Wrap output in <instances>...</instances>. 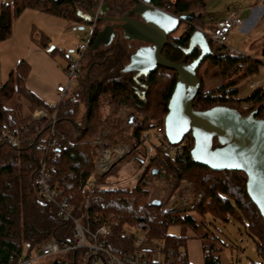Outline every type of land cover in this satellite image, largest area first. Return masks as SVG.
Instances as JSON below:
<instances>
[{
  "label": "trees",
  "instance_id": "obj_1",
  "mask_svg": "<svg viewBox=\"0 0 264 264\" xmlns=\"http://www.w3.org/2000/svg\"><path fill=\"white\" fill-rule=\"evenodd\" d=\"M95 6L97 0H9L0 4V40L11 34L12 22L25 8L51 13L69 20L92 24L93 17L86 21L77 12V6ZM157 7L170 4L169 12L175 15L193 17L184 25L179 34L169 33L168 42L162 47V55L170 61H191L198 55L197 49L185 55L182 47L188 43L196 19L201 18L208 0H150ZM136 0H105L110 12L124 13ZM104 21L95 20L94 36ZM191 25V29L186 27ZM93 36V37H94ZM40 44L47 46L46 37ZM93 40V39H92ZM91 40V42H92ZM91 42L81 58L80 72L74 86L68 88L55 107L37 97L25 85L30 70L27 61L19 60L8 77L0 85V134L2 130L13 134L17 141L9 143L0 137V264H12L20 257H30L38 242L56 239L67 241L72 235L73 223L58 215L57 209L34 186L38 168L45 163L51 183L62 194L69 195L73 214L85 215L89 225L95 229L101 225L109 228V234L98 237V244L116 255H123L142 249L149 242L162 245V259H154L150 250H145L148 260L143 264H191L187 259L185 234L174 235L168 226L178 224L196 229V214L201 222L211 215L222 224L231 219L243 225L253 239L256 251L264 259V217L247 194L246 173L240 170L212 169L195 162L190 150L193 140L190 133L184 137L181 152L172 155L160 151L157 144L148 163L130 186H107L103 184L115 174L114 166L96 179L97 186L89 188L84 184V175L94 169L95 145L92 140L103 138L121 139V131L115 129L106 135L105 108L108 99L115 115L118 105H124L139 119L134 122L129 140L134 150L145 155L139 144V136L157 125L164 127L168 102L176 83V71L159 67L141 78L146 83L143 94L136 92L134 71L122 70L124 47L116 42L110 50H91ZM208 53L196 68L200 88L192 101L194 109L203 110L215 105L235 108L246 116L264 119V90L251 91L246 96L239 94L238 85L247 76L258 71L260 60L242 52H232L225 45L208 40ZM206 63L205 72L216 68L220 80L210 89L203 87L199 66ZM83 72V73H82ZM243 102L251 103L243 110ZM47 109L49 117L41 120L31 118L39 108ZM56 120L51 130V115ZM117 133V136L114 135ZM216 144V139H214ZM160 174L165 176L175 189L185 179L202 193L187 209L166 210L164 205L153 204L148 198L149 187ZM139 222L147 229L140 244L137 234L129 227L136 228ZM142 231V230H141ZM143 233V231H142ZM213 243L203 244L202 264H223ZM86 251H63L46 256L44 263L37 264H84ZM254 264V263H251ZM256 264H263L262 262Z\"/></svg>",
  "mask_w": 264,
  "mask_h": 264
},
{
  "label": "water",
  "instance_id": "obj_2",
  "mask_svg": "<svg viewBox=\"0 0 264 264\" xmlns=\"http://www.w3.org/2000/svg\"><path fill=\"white\" fill-rule=\"evenodd\" d=\"M85 7L93 17L96 5L91 7L86 4ZM78 15L86 21L90 20L88 15ZM192 17L193 14L174 16L146 3L130 7L118 15L102 4L96 19L104 21V25L93 37L90 48L107 47L120 37L143 42L129 55V64L122 68L123 71H134L135 90L141 95L146 87L141 80L143 76L159 67L176 71V83L164 118V133L168 142L178 143L190 133L193 140L190 153L195 162L212 169L245 172L247 194L264 217V119L255 117L254 111L243 116L237 109L222 105L203 110L192 107L200 88L196 68L210 53L208 41L199 28L193 27L187 45L181 48L185 55L196 47L199 49L198 55L191 61L173 62L161 53L169 33ZM79 28L83 29V26ZM186 28L191 29L192 26ZM151 202L160 204L159 199H152Z\"/></svg>",
  "mask_w": 264,
  "mask_h": 264
},
{
  "label": "rangeland",
  "instance_id": "obj_3",
  "mask_svg": "<svg viewBox=\"0 0 264 264\" xmlns=\"http://www.w3.org/2000/svg\"><path fill=\"white\" fill-rule=\"evenodd\" d=\"M7 1L9 0H0V4ZM211 1L225 2L226 0ZM14 24L17 35L21 34L20 31H22V29H27L29 32L33 33V37H38V42L40 43L44 40H41L40 38L42 36L46 37L48 49L52 48V55L61 63L66 62L67 59L74 60L79 57L77 53V46L81 42H86V37H88L91 32L90 23H82L81 26H83V29H77V24L68 23L67 20L63 17L32 8H25L24 10H22L21 13L13 20L12 27ZM183 27L184 24L181 23L179 28L175 31V34H179ZM243 41H246V39L241 37L239 34H236L234 30H231L227 37L226 44L229 46H234L233 49L241 52V48H243ZM118 42H123V38L120 37ZM126 43L127 42L124 41L123 45H125ZM114 44L115 42H112V44H110L109 46L105 48L101 47L97 50H110V48H112ZM122 60H126L125 53ZM123 61L121 62V64H123ZM262 62L264 61L262 60ZM206 63L207 62L201 63V65L199 66V71L200 77L203 81V87H205L206 89H210L215 87L220 79L218 77L219 75L216 68H211L208 72L204 71L206 68ZM64 83H66V77L63 84ZM74 84V81L69 82L68 88L73 87ZM238 88L239 94L243 96L250 93V89L248 88L245 80L239 83ZM105 111L106 123H111V127L104 128V133L108 135L115 129L120 130L121 139L117 142H113V139L109 140L106 137L103 138L101 135H99L101 138L99 139L100 143H104L103 146L105 148L112 146L122 147L124 145L126 147V150L116 159V162L113 164L115 165V174L111 177H108L103 184H106L108 186H130L135 183L137 178L144 171L149 160H145V155L142 156L141 151L138 152L134 150V141L129 140L130 133L132 132V126L134 122L139 119V115L138 113H134L132 110H130V108L124 105H118L115 115H112L111 112L113 111V109L109 99ZM33 112L30 115L31 118H33ZM56 116L57 115L55 114V120ZM36 119L41 120L42 118ZM99 136H96L91 141L92 144H94L96 147L95 158L98 151L102 149L101 145L96 142ZM114 136L116 137L117 133ZM155 144L156 141L147 144V146L151 148L150 152L154 151ZM173 191L174 189L172 188L171 182L167 178H165V176L160 174L157 178L154 179L152 185H150L148 198L151 200L159 199L161 203L165 205L167 198L170 196V194H172ZM193 215L196 218L197 224L195 230L191 228H185L178 224L170 225L167 228V231L174 235L186 234L189 229L192 230L196 235L195 238L189 239L190 242H188L187 248L185 249L189 262L196 261L198 260V258L200 259V253L202 252L203 244L205 246H208L210 243H213L214 248H216L215 250H217L216 253L220 257V260L223 262V264H256L259 262H262L264 264V259L257 253L254 241L247 234L243 225L232 219L228 223L222 224L218 220L213 219L209 214L204 217L203 223L196 214ZM129 228L136 232L138 237L142 236L143 233L141 230L134 227ZM34 254L35 250L33 251L32 256ZM154 257L162 259V254L155 252ZM45 259L46 257H37L35 259V263H44ZM83 263L85 264V262Z\"/></svg>",
  "mask_w": 264,
  "mask_h": 264
},
{
  "label": "built area",
  "instance_id": "obj_4",
  "mask_svg": "<svg viewBox=\"0 0 264 264\" xmlns=\"http://www.w3.org/2000/svg\"><path fill=\"white\" fill-rule=\"evenodd\" d=\"M105 0H97V5L95 8V15L93 16V23L91 24V32L87 38L86 42H81L77 46V53L79 57L77 59H70L67 63L64 74L66 77V83H61L56 86V92L58 94L57 98L49 102L48 105L51 107H55L64 96V93L68 89L69 82H73L76 80L81 66V58L88 48L91 40L94 36V26L97 15L99 14V8L103 4ZM174 0H170L173 2ZM264 2V0H259ZM136 2L146 3L152 7L158 8L165 12H169L170 4H166L164 7H157L152 2H147L145 0H136ZM172 14V13H170ZM174 16H178L172 14ZM242 23V18L236 13V11L227 12L221 19H218L213 26L208 31H203V29L199 28L204 32V34L210 39L212 42L218 45H225L230 51L237 53L238 51L227 46L226 40L229 35L230 30ZM196 27V26H195ZM198 28V27H196ZM248 88L253 91L255 89L261 88L264 90V62H260L259 70L253 75L247 76L245 78ZM251 106L249 102H243L241 104V108L243 110H248ZM55 112L50 116L51 117V130L53 129V125L55 123ZM33 118H44L49 117L47 113V109L44 107H39L34 110L32 114ZM0 137L4 140H7L9 143H14L17 141L15 136L8 131L2 130ZM98 140L96 141L101 145L102 149L98 151L96 154V158L94 161V169L92 171H88L84 175V184L86 187L92 188L97 186L96 177L107 171L115 162L116 159L126 150V147L121 146H112L105 148L104 143H100ZM156 141V144L159 146V149L163 153L168 154H178L182 151L183 145L185 143L184 140H181L178 143L172 144L168 142L165 133L164 127L161 125H157L152 129L143 131L139 136V144L144 148L145 160L149 159L152 152H150V147L147 146L148 143ZM34 186L38 193L43 196L47 201H49L52 205H54L57 209V213L64 220H70L73 223L72 235L70 238L63 242L59 243L56 239H46L38 242L37 247L35 249V254L30 257H20L12 264H37L35 263V259L37 257H46L50 255H55L63 251H76V250H84L86 251V264H143L148 261L144 257L145 250H150L153 253H161L162 245L158 241L149 242L145 244L142 249H139L134 252H129L123 255H116L113 252L103 248L98 244V237L105 236L109 234V228L101 225L95 229H92L89 225L87 218H85L84 214L81 216H75L73 214V205L70 201V196L62 194L61 190L51 183V178L46 172L45 163H41L36 177L34 178ZM108 186V185H107ZM202 193H196L194 187L190 184L189 181L183 179L180 181V184L177 188L174 189L172 194L167 198L164 208L166 210L171 209H187L192 206L194 201H199L202 198ZM137 229L142 230L143 234L145 232V228L147 226L143 222H139L136 226ZM143 234L141 237L137 238V244H140L143 239ZM166 264V263H162Z\"/></svg>",
  "mask_w": 264,
  "mask_h": 264
},
{
  "label": "crops",
  "instance_id": "obj_5",
  "mask_svg": "<svg viewBox=\"0 0 264 264\" xmlns=\"http://www.w3.org/2000/svg\"><path fill=\"white\" fill-rule=\"evenodd\" d=\"M138 4L140 2L135 3L131 7ZM76 9L78 14L90 17L84 2L82 5L77 6ZM229 11H236L242 18V23L231 29L246 39L242 43L243 48H241V52L264 61V2L259 0H226L225 2L208 0L201 18L196 19L194 24L196 27L203 29V31H208L218 19H221ZM66 20L68 23L77 24V29H80L79 27L83 23L69 19ZM183 24L186 25L185 22ZM103 25L100 27V30L103 28ZM14 26L15 24L12 27L10 36L0 40V85L7 79L9 72L15 67L16 63L23 59L30 65V70L25 79L26 87L40 99L48 103L54 101L58 96L56 86L65 81L64 69L70 59H67L64 63L59 62L52 55V48L48 49V43L47 46H42L38 42V37H33V33L27 29H22L20 31L21 34L17 35ZM194 29L196 28L194 27ZM204 36L208 41V37L205 34ZM124 41L127 42V45H123ZM120 43L124 47L126 55V60H122L123 68L129 64V55L144 43L137 39H123V42ZM101 47L105 48V46H100L99 48ZM229 47L233 48L234 46ZM197 51L199 53V49ZM185 235L187 236V248L188 242H190L189 239L195 238L196 235L190 229ZM191 262V264H202L203 253H200V259L198 258V260Z\"/></svg>",
  "mask_w": 264,
  "mask_h": 264
}]
</instances>
